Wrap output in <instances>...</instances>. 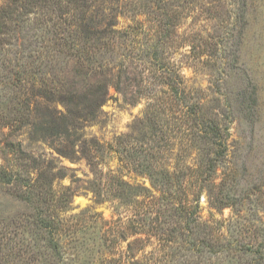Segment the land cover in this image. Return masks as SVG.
Instances as JSON below:
<instances>
[{
	"label": "rangeland",
	"instance_id": "rangeland-1",
	"mask_svg": "<svg viewBox=\"0 0 264 264\" xmlns=\"http://www.w3.org/2000/svg\"><path fill=\"white\" fill-rule=\"evenodd\" d=\"M41 2L1 38L0 264H264V0H119L80 61Z\"/></svg>",
	"mask_w": 264,
	"mask_h": 264
},
{
	"label": "trees",
	"instance_id": "trees-1",
	"mask_svg": "<svg viewBox=\"0 0 264 264\" xmlns=\"http://www.w3.org/2000/svg\"><path fill=\"white\" fill-rule=\"evenodd\" d=\"M41 1L52 2L53 1V9L55 11L54 19L50 20V23L45 27L46 32L48 33V41L51 46L49 50L61 52L62 50H67L70 52H75L73 54L78 61L81 59H89V54L92 52L85 53L86 48L92 49L95 43L99 45H106L109 42H113L117 37H124L127 35V31L131 29V27L127 26L125 28L118 29L115 11L108 10V13L105 14V5L109 4H118L119 0H9V5L7 4L5 7H0V50H5L7 43H4L2 37L10 36L11 32L14 30V27L17 25L16 21H20L23 18L24 14H27L29 11H32ZM64 3V4H63ZM172 23L169 24V27L172 28ZM156 33V31H154ZM91 41V44L88 43ZM95 42V43H93ZM89 46V47H87ZM51 52L46 50L44 53V57H50ZM33 54L27 56V66L31 60H35V57H32ZM24 64V66L26 65ZM25 72V70H23ZM26 76V75H25ZM18 82L23 86L26 84L33 85L32 81L29 80L28 77L19 76ZM20 94L26 96V94L33 97V93L26 92V89H21L19 86ZM103 88L97 87V91L95 95L92 97V112L93 114L97 108L103 103ZM60 100L63 103H70L72 101L71 96L69 95H60ZM51 97H46L47 101H51ZM29 97L27 96L21 105L25 108V111L28 110L29 107ZM47 116V113L44 114ZM17 118L19 120V124L12 119L9 121H3V118L0 117V128L5 125H12L15 131L20 130L25 126L24 123H28V116ZM3 125V126H2ZM21 127V128H19ZM35 133L41 136V139H44L45 135L49 136V133H56L59 135L61 133V129H65V126H62L59 122L55 121L54 118L51 119H42L40 120V125L38 127L33 126ZM9 146L14 147L18 153L24 157H27L21 150L20 143H9ZM60 153L63 156L70 157L73 153L70 146H66L63 149H60ZM74 155V154H73ZM33 165H40L43 163L39 161V159H34L30 157ZM38 170V169H37ZM5 175V172H3ZM190 204V203H189ZM188 203H183L180 206V210L188 217V220L191 222H195V210H190V205ZM264 247V246H260Z\"/></svg>",
	"mask_w": 264,
	"mask_h": 264
}]
</instances>
